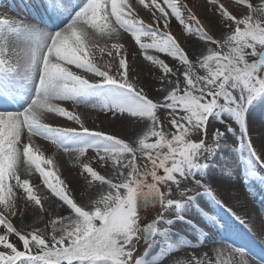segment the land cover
Returning a JSON list of instances; mask_svg holds the SVG:
<instances>
[{
	"label": "snow or ice",
	"instance_id": "1",
	"mask_svg": "<svg viewBox=\"0 0 264 264\" xmlns=\"http://www.w3.org/2000/svg\"><path fill=\"white\" fill-rule=\"evenodd\" d=\"M209 3L220 18L218 23L230 30L226 39L209 35L183 0H138V4L135 0H37L31 19L0 18V228L5 230L0 235V264H163V259L189 243L170 230L175 221L163 214L169 210L201 236V226L185 215L189 210L213 228L234 234L233 225L219 214L223 202L205 181L210 167H216L210 162L227 146V134H236L234 122L239 126V148L246 149L255 164L243 179L249 185H264V149L253 147L247 121L249 111L264 100V16L254 15L264 13V7L237 0L245 7L235 11L221 0ZM140 6L149 10L155 26L139 18ZM170 17L189 36L214 46L197 62L204 75L197 74V65L167 31ZM121 32L130 34L144 59L160 70V83L170 89L163 102L130 80L124 44L114 42L109 47ZM97 52L101 59L104 55L110 59L98 63ZM152 52L172 58L178 66L171 67ZM65 102L115 115L147 131L133 146L89 129ZM159 109L169 110L168 123L174 131H166ZM55 117L74 121L79 128L47 122ZM209 133L211 145L206 143ZM37 138L81 157L91 150L114 170L118 181L83 164L86 178L107 185L108 191L91 208L79 204L58 172L49 169L53 160L45 157ZM22 165L38 173L47 193L41 195L29 179L21 178ZM229 171L221 168L223 174ZM173 185L183 188V200L170 198ZM18 197L41 212L48 211L43 200L55 197L68 214L51 220L50 239L39 229L18 230L10 220L17 214ZM155 205L163 212L142 225L139 210ZM11 235L22 242L23 250L10 242ZM141 238L149 250L159 246L155 255L145 252L134 258ZM237 251L244 256L245 249ZM169 264L180 260L173 258ZM238 264L249 262L242 258ZM257 264H264V256Z\"/></svg>",
	"mask_w": 264,
	"mask_h": 264
},
{
	"label": "bare ground",
	"instance_id": "2",
	"mask_svg": "<svg viewBox=\"0 0 264 264\" xmlns=\"http://www.w3.org/2000/svg\"><path fill=\"white\" fill-rule=\"evenodd\" d=\"M12 1L14 0H5L4 4L11 5ZM133 2L134 0H129V3H133ZM135 2L138 4V0H135ZM201 2H205V1L202 0ZM13 4L10 7H13ZM140 7L142 10L138 11L137 14L140 15L141 19L147 24L146 17L148 15L147 13L144 12L142 6ZM4 9L1 8L0 12H3ZM234 9L242 10L244 8L241 6H236ZM25 14L26 12L23 13V15ZM22 18L29 19L26 16H22ZM171 18L172 17L169 18V21ZM215 31L219 32L218 29H216ZM142 40L143 42H148L146 38H142ZM114 42L123 43L125 50L131 49L132 46L138 48L135 50L136 53L134 57L131 58L133 64L132 67L130 68V76H129L130 80L135 81L138 86L143 85L146 91L154 88V85H156L155 88H159L160 95L161 93L164 94V92L168 91V89H165L161 83L156 84L155 80H153L149 76H145L146 73L145 71H147L150 62L144 59V53L142 52V50L139 49L138 45L135 44L134 38H132L130 34L121 32L120 36L117 37L116 40L111 41L110 43H114ZM178 42L181 45H183V42L185 44H188V46L192 50L193 49L196 50L195 54H199L203 52L205 54L207 48L209 47V45H207L205 41H201L199 39L186 40V38H183L182 40H178ZM151 54L158 55V53H154V52H152ZM179 67H181L182 69L183 66H179ZM89 78H92L91 74H89ZM64 106L69 111H73L74 108L78 109V115L80 116L81 120L84 119L87 122L91 121V118L96 119L97 113H99L97 109H93L91 107H85L82 105L74 106L71 102H65ZM60 120H62V118L55 117L49 119L47 122L51 123L53 126H58V127H75L77 129L79 128V125L77 124H73V125L68 124V126H62L61 123H59ZM247 121H248V128L250 129L254 128L255 130H257L260 125H263L264 100L258 102L249 111ZM114 125H116V132H118L117 137L124 139L126 142L132 144L133 146H136V143L140 138V136L143 135V132L147 131V128H143L142 130H140L138 126L130 124L125 120H120L119 122H117V124ZM36 144L40 146L43 153H49L51 154L52 158H54L55 162L52 168H50V170L54 172H58L59 178L64 180L65 184L68 185L69 189L71 190V194L73 198L79 204L91 208L96 199H99L102 195L106 194V192L108 191L107 185H101L98 181L93 182L90 179V181H88L86 185H84L82 194L78 196L75 195L73 193L75 187L73 188V184H72L74 179L73 181L71 179H67L66 173L70 170V166L73 162V158L79 156V154L75 152L66 153L63 149L59 148L58 146L44 142L40 138L36 139ZM53 146L58 148L55 149ZM221 157H226L227 160L226 161L222 160ZM235 160H236L235 156L232 155L231 151L227 150L226 147H224L221 150H218L216 157L213 159V161L210 162V163H214L216 167L214 168L210 167L205 182L209 183L212 186L217 199L223 202V206L218 209L220 216H222L225 220L228 221H232L233 217H240L241 219L244 220L247 226L249 225L251 226L249 230L252 233L254 232L257 239L260 242H263L264 244V225L261 223L260 220V218L264 214V185H259L256 183L255 185L256 189H252L248 185L247 187L244 188L241 187V189L237 192V194L234 195L233 200H229V199L226 200L225 197L219 198L216 192V190L220 188V186L224 185V183L228 181L230 175L233 174V171L235 169ZM249 165H250V160L247 159V166ZM222 167H227L230 170L229 174H223L221 172ZM31 173L32 170L28 169L26 165L21 166L20 169L21 176L22 175L29 176L31 175ZM102 175H105L107 178H110L113 181L119 179L114 174V170H109L107 174L103 173ZM37 189L42 195L47 193L48 191L46 187L43 185L38 186ZM27 203L28 202H26V200H21L18 197L17 209H20L21 208L20 206L26 208V210L29 211L26 217L27 219H29L31 224L34 225H37L39 222L44 221L47 216L50 217V219L52 220L55 219L58 215L68 214V210L66 209V207L62 206L60 202H57L55 197H51L50 200L48 198L44 199L43 203L45 208L48 209L47 212H41V210L38 207L35 206L33 207ZM225 211L230 212V214L226 215ZM189 214L191 215V219L201 226L202 230L203 228H210L213 230L214 236L210 238V244L212 243L211 244L212 248L216 253V261L224 260L227 263L228 258L231 255H235V252H237V249H233L232 246H239V242L233 238V234L231 235L229 233H224L216 228H213L211 224H208L205 220H203L199 216V214H197L195 211L189 210V212L185 213L186 217ZM246 216L249 218H245ZM230 223L232 224L233 222ZM159 227L164 228L162 224L159 225ZM170 230L173 233H178L180 236L185 237L189 243L187 245H181L179 249L171 253V255L167 257V259H163V264H169V261H171L173 258H178L180 260V264H196L197 260H199L200 263L203 262V257L201 256L200 250L198 249V247L202 243V240L200 238L201 236H199V234L196 233L191 226L175 221V223L172 225V228H170ZM236 231L237 229H235L233 233H235ZM156 239L161 240L162 242L161 237H156ZM175 239L176 236L174 235L173 240ZM158 247L159 246L149 250L148 251L149 255H155L158 251ZM262 248L264 249V247ZM250 255H252L254 258L250 257ZM256 257H258V255L254 254L251 250H248V252L244 254L243 259L247 260L249 264H257L258 259Z\"/></svg>",
	"mask_w": 264,
	"mask_h": 264
},
{
	"label": "rangeland",
	"instance_id": "3",
	"mask_svg": "<svg viewBox=\"0 0 264 264\" xmlns=\"http://www.w3.org/2000/svg\"><path fill=\"white\" fill-rule=\"evenodd\" d=\"M21 1V0H19ZM202 0H183V3L187 4V6L191 9L192 13L201 21L202 26L204 27L205 31L208 32L209 35H212L213 38H220V39H226L227 36L230 34V30H227L222 24L218 23V20L220 19L218 14H216L214 12V9L212 8V6L209 3V0H204L205 2H201ZM222 3H225L226 6H229L230 10H235V11H240V10H236L234 9L236 6H241V7H245L243 5H238L237 4V0H221ZM250 3L253 4L254 8H261L264 7V0H249ZM202 3V4H201ZM25 1L23 2H19L17 3V7L15 9H10L8 7H6L7 9H4L3 12H0V18H21V15L17 12L16 9H20L21 5H24ZM7 6V5H5ZM4 8V7H3ZM8 10V13H7ZM144 12L147 13V17H146V22L147 24H153V26H155V22L153 21L152 15L149 12V10L144 9ZM205 15V16H203ZM254 15H258V16H264V13H254ZM139 18L141 19V16L138 15ZM148 20V21H147ZM211 26V27H210ZM159 27L161 28V30H164L163 28V24H160ZM213 31H212V30ZM218 29L219 32H216L215 30ZM167 31H169L171 34H173L174 37L177 38V40H182L183 38L187 39H193L196 40L198 38L189 36V34L186 32V30L183 28L182 25L179 24V22H177L175 20L174 17H172L169 21V27L167 29ZM148 42H150L148 40V38H146ZM111 43L109 42V47H110ZM182 47L185 48V50L187 51L189 58L192 59L193 64L197 65L196 67V71L197 74L199 75H204L205 73L203 72V70L198 68V60L200 58H202V55H207V51L204 54L203 53H199V54H195L196 50L195 49H191L188 44H185L183 42V45H181ZM134 47V48H132ZM131 49H123V53L124 55L127 57V59L129 60V64H130V68L132 67V60L131 58L134 57L135 55V50L138 49L135 46H132ZM189 47V49H188ZM209 47H214L213 45H209ZM193 51V52H192ZM159 58L164 59L166 63H168L171 67L176 68L178 65V62L174 61L172 58L167 57L164 54H160L158 53ZM97 62L98 63H104L107 62L110 58L107 57V55H104L103 59L100 58V54L97 52ZM118 61V58H116V61H113V70H115V63ZM131 62V63H130ZM145 76H149L150 78H152L153 80H155V83L158 84L160 83V77H161V72L160 70L154 66V65H149L147 71H145ZM135 77V76H133ZM181 79V87H183V77L182 75L180 76ZM153 85V83H152ZM156 85H154V88H152L151 90H147L150 94V96L154 99H159L161 102H163L164 96L166 94V92H164V94L159 92V88H155ZM170 90V89H168ZM73 111L75 113L78 114V109L74 108ZM168 109H159L158 110V115L161 117V123L164 125L166 131H174V129L171 128L170 124L168 123V121L171 119L170 116H168ZM120 119L115 115H109L107 113H97V117L96 119L91 118V121L87 122L84 119H82V121L84 122V125L86 127H88L89 129H92L93 131H104L108 134H112V135H117L118 132H116V125L117 122H119ZM62 126H68L69 125H73L76 124L74 121H67L65 118H62V120H60V122ZM210 123H214L212 121H210ZM217 127H220L221 130L223 131V126L217 124ZM233 128L236 129V134L232 135V134H227V150L231 151V154L235 156L236 160H235V169L233 171V174L230 175L229 179L227 182L224 183V185L220 186V188H218L216 190L218 197L222 198L225 197L226 200H233L234 199V195L237 194V192L241 189V187H247L250 186L252 189H255V182H252L250 185L247 184L244 179H243V173L246 175L248 174V172L255 167V164L253 162V160L251 159V156L248 154L246 149H242L239 148V126L236 125L233 122ZM248 134H249V138L251 139L252 145L254 148L257 149V151H260L261 149H264V123L263 125H260L259 128L257 130L250 129L248 128ZM263 136V137H262ZM194 138H196L197 140L200 139V136H195ZM42 141L47 142L49 144H52L49 141H45L42 138H40ZM213 138L211 136V133H209L208 137L206 138V143L211 145L213 143ZM222 143H224V141H222ZM53 145V144H52ZM54 147V146H53ZM55 149H57L58 147H54ZM46 158H50L53 160V164L51 166H49V169L52 168V166L54 165V158H52L51 154L49 153H44ZM247 159L250 160V165L247 166ZM88 163L91 164V166L94 167L95 170H97L100 174L104 173L107 174L110 170L109 165L105 164L103 162L98 161V159L95 157L94 153H92L91 150H89V152L81 157L76 156L73 158V162L70 166V170L66 173L67 174V179H71L73 181L74 179V183L73 184V188H74V194L75 195H80L83 192L84 189V185H86V183L88 181H90V178H86V174L83 173V164ZM138 163H143L142 158L138 159ZM259 167V166H257ZM22 179L27 178L29 179L30 183L34 186V188H37L42 184V180L39 177L38 173L34 172L32 170L31 175H22L21 176ZM118 180H115L114 182H117ZM165 190L166 189H162ZM183 190V188L181 187V189H177L174 185L172 186V193L170 198L173 200H183L184 197H182L180 195V192ZM40 193V192H39ZM41 194V193H40ZM42 195V194H41ZM44 201V200H43ZM31 206H35L33 204L27 203ZM20 209H17V214L15 216L10 217L11 222L14 224L15 227H17L18 230H22L24 232H31L34 229H39L41 230L44 235L50 239L51 236V219L50 217H46L44 221L39 222L37 225L31 224V222L29 221V219H27L26 215L29 212L28 210H26V208H23L22 206H20ZM25 207V206H24ZM36 207V206H35ZM161 212H163V210L161 208H157L156 206H149L147 207L145 210H143L140 213L141 216V224H145L146 222L156 218L159 214H161ZM242 212V211H241ZM164 217L165 219H173L176 222H180L175 214L174 210H169L168 212H164ZM240 218V217H239ZM245 218H249V217H245ZM239 220V219H238ZM261 223L264 225V214L262 215V217L260 218ZM246 224V223H245ZM163 227H168L167 225L162 224ZM189 225V224H187ZM191 226V225H189ZM247 227H251L250 225ZM172 228V226H171ZM238 228V227H237ZM4 229L0 228V235L4 234ZM203 232L204 235L201 236V240L202 243L201 245L198 247V249L200 250V254L203 257V262H201L200 264H215L216 262V253L212 248V243L210 244V238L212 236H214V232L212 229L210 228H203ZM243 233L245 234V230H243ZM242 235L241 240L243 239ZM247 237H244V239H246ZM10 242H12L17 248L18 250H23L22 247V242L18 240L17 237H15L14 235H11L9 237ZM205 240V241H204ZM233 249H238V248H243L245 249V253H247V248H244V246H232ZM2 250V249H0ZM149 249L147 247V244L145 242H143L142 238L139 242H137L136 245V251L134 253V258L135 259H140L143 257V255L145 254V252H148ZM243 257H241V254L237 251L235 252V255H231L226 264H238V262L242 259Z\"/></svg>",
	"mask_w": 264,
	"mask_h": 264
},
{
	"label": "water",
	"instance_id": "4",
	"mask_svg": "<svg viewBox=\"0 0 264 264\" xmlns=\"http://www.w3.org/2000/svg\"><path fill=\"white\" fill-rule=\"evenodd\" d=\"M155 206H157L158 208L160 207L159 205H155ZM146 208H141L140 210H139V213H141L143 210H145ZM150 222V221H149ZM148 223V222H147ZM143 241H144V239H143ZM145 242V241H144Z\"/></svg>",
	"mask_w": 264,
	"mask_h": 264
}]
</instances>
